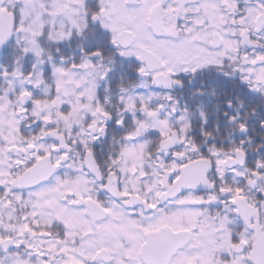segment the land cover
I'll return each mask as SVG.
<instances>
[{
  "label": "snow or ice",
  "instance_id": "6c2138e0",
  "mask_svg": "<svg viewBox=\"0 0 264 264\" xmlns=\"http://www.w3.org/2000/svg\"><path fill=\"white\" fill-rule=\"evenodd\" d=\"M0 264H264V0H0Z\"/></svg>",
  "mask_w": 264,
  "mask_h": 264
}]
</instances>
